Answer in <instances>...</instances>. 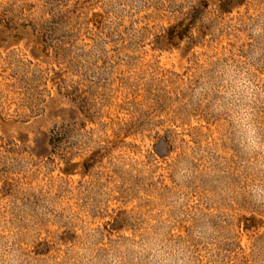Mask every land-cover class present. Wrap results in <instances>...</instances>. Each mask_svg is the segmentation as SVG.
I'll list each match as a JSON object with an SVG mask.
<instances>
[{
    "label": "rangeland",
    "instance_id": "obj_1",
    "mask_svg": "<svg viewBox=\"0 0 264 264\" xmlns=\"http://www.w3.org/2000/svg\"><path fill=\"white\" fill-rule=\"evenodd\" d=\"M224 3L0 0V249L77 264L84 229L102 256L168 222L194 264H264L252 161L193 95L217 64H244L264 125V52L248 62L264 49L250 31L264 0ZM184 162L192 175L178 184ZM201 227L210 234L193 238Z\"/></svg>",
    "mask_w": 264,
    "mask_h": 264
},
{
    "label": "clouds",
    "instance_id": "obj_2",
    "mask_svg": "<svg viewBox=\"0 0 264 264\" xmlns=\"http://www.w3.org/2000/svg\"><path fill=\"white\" fill-rule=\"evenodd\" d=\"M250 31L254 36H264V20L254 23ZM264 49H254L248 62H252ZM258 90L248 68L244 64L220 63L206 72L194 90L197 100L204 98L210 111L223 118L230 142L240 156L251 160L252 175L246 184V195L252 204L264 206V125L257 121L256 97ZM260 156V159H256ZM191 166L184 162L176 168L174 179L184 183L192 175ZM168 222L148 226L144 231L121 241L119 247H111L97 256L100 234L84 229L71 255L77 264H194L189 241L173 238ZM210 229L201 227L193 238L204 239ZM15 234H10V237ZM0 264H27L19 249H0Z\"/></svg>",
    "mask_w": 264,
    "mask_h": 264
},
{
    "label": "trees",
    "instance_id": "obj_3",
    "mask_svg": "<svg viewBox=\"0 0 264 264\" xmlns=\"http://www.w3.org/2000/svg\"><path fill=\"white\" fill-rule=\"evenodd\" d=\"M240 2H242V0H225V3H224V7H226L225 9L226 10H229L231 9L234 5H237L239 4ZM223 6V4H222ZM226 12V11H225Z\"/></svg>",
    "mask_w": 264,
    "mask_h": 264
}]
</instances>
